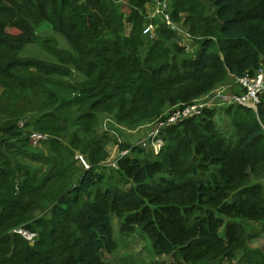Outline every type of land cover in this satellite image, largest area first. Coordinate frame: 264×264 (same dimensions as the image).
Returning a JSON list of instances; mask_svg holds the SVG:
<instances>
[{"label":"trees","instance_id":"obj_1","mask_svg":"<svg viewBox=\"0 0 264 264\" xmlns=\"http://www.w3.org/2000/svg\"><path fill=\"white\" fill-rule=\"evenodd\" d=\"M167 1L195 53L158 19L143 34L153 0H0V264H112L113 219L120 242L141 230L169 264H264L249 247L264 228V93L257 112L203 109L164 127L157 155L124 142L103 165V125L154 126L264 65V0Z\"/></svg>","mask_w":264,"mask_h":264},{"label":"built area","instance_id":"obj_2","mask_svg":"<svg viewBox=\"0 0 264 264\" xmlns=\"http://www.w3.org/2000/svg\"><path fill=\"white\" fill-rule=\"evenodd\" d=\"M153 1L155 10L150 14L151 16H148L149 22L145 26L143 34H148L150 38H153L157 27V23H155L154 20L158 19L161 24L174 33L175 41L179 46L187 47L191 38L186 32H184L181 24L179 25L172 20L168 1ZM235 88L238 89L239 93L233 91ZM263 93L264 65L260 66L252 75L245 74L240 78H236L232 84L221 85L209 94L198 98L190 105H187L182 109L177 107L173 108L170 112L167 111V113L160 120L154 123V126H150L152 128L146 133V135L143 136L137 145L141 146L146 151L157 155L164 146V142L160 137L161 130L164 127L180 122L190 116L199 115L203 109H214L222 108L228 105H236L249 108L254 112H257ZM46 138V135L33 133L29 138V144L33 148L38 147ZM130 152V149L119 150L116 158H113L109 164L104 162L103 165L117 169V162L121 158L127 157ZM76 159L81 162L83 168L86 170L89 169V166L82 156H76ZM13 233L18 234L30 244H33L36 237L34 233H31L23 228H17L13 230Z\"/></svg>","mask_w":264,"mask_h":264},{"label":"rangeland","instance_id":"obj_3","mask_svg":"<svg viewBox=\"0 0 264 264\" xmlns=\"http://www.w3.org/2000/svg\"><path fill=\"white\" fill-rule=\"evenodd\" d=\"M154 10H155V7L152 4L150 8V14L154 12ZM147 14L150 15L149 13ZM145 19L147 20V22L149 21V17H146ZM49 31H50L49 27L44 26V24L40 25L38 29V33L45 32V34H47ZM49 35H51V33H49ZM56 36L58 37L59 40L62 41V38H60V36L58 35ZM186 50H188V52L195 53L196 50H195L194 42H191L190 40L188 42V46ZM24 53L27 56L32 55L33 53L37 55L40 54L39 50L37 51V49H33V48L28 49ZM40 56L45 57L42 53L40 54ZM172 109H169V110L167 109L165 113L159 119H161L167 113V111L170 112ZM218 115H220L221 120L219 121L218 117H216L215 122L223 129L224 132H226V134H228L229 132V125H227L229 123L228 120L224 117V115L222 114V111L219 112ZM222 119L225 120V122H223ZM103 126L100 128V133L107 134L108 136L111 134L110 138L112 139V142H110V144H108L106 147L108 157L105 162L109 164L113 158H116L120 150L119 145L124 142H128L126 138L131 139V136H132L133 139L137 140L140 138L141 140L143 138L142 136L146 135V133L149 131L150 126H152V124L149 126L147 125L141 126L135 130L120 129V132L116 134H113L109 129H106ZM140 140L134 143L137 144ZM38 147L41 148V144ZM79 155L81 154L77 153L75 156H79ZM81 156L86 161L85 157L83 155ZM150 157L151 156H148L147 158H150ZM74 160L76 162L75 166L77 168H80L79 163L81 164V162L78 161L79 163H77L76 157H74ZM103 174H104V180H105L103 182V185L107 184L106 183L107 178L108 176L111 175L110 183L113 184L115 187H118L121 189V185L117 184V180L115 178L114 173L108 172V173H103ZM112 224H113V228L115 232V239H116L117 244L119 245V249L117 250L115 254L111 256H105L104 260L106 262H111L112 264H169L171 262L172 258L161 257V256H157L154 254L152 246H151V242L141 230L137 229L136 232L130 235H127L125 238L119 235L122 239H124V242L122 241L120 242L118 239V221L116 219H113ZM257 228L260 229L261 233H259V236L257 238L249 242V247L259 248V249L264 250V228H261L259 226H257ZM231 264H242V260L236 257L235 260L231 262Z\"/></svg>","mask_w":264,"mask_h":264},{"label":"crops","instance_id":"obj_4","mask_svg":"<svg viewBox=\"0 0 264 264\" xmlns=\"http://www.w3.org/2000/svg\"><path fill=\"white\" fill-rule=\"evenodd\" d=\"M232 83H233V82H230V83H227V84H232ZM225 85H226V84H225ZM232 89H233V88H232ZM235 91H238V89L235 88ZM103 127L106 128L105 125H104ZM151 128H152V127H150V129H151ZM120 129H124V128H120ZM150 129H149V130H150ZM110 130H111V129H110ZM124 130H128V129H124ZM112 133H113V134H116V133H119V132H115V131L113 130ZM143 136H144V135H143ZM143 136H142V137H143ZM142 137H141V138H142ZM126 139H127V141H128L129 143H134V142H137L138 140H140V138L137 139V140H136V139H133L132 136H131V139H129V138H126Z\"/></svg>","mask_w":264,"mask_h":264}]
</instances>
